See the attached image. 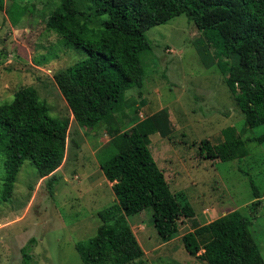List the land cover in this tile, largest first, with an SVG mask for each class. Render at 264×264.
Here are the masks:
<instances>
[{"label":"trees","instance_id":"obj_1","mask_svg":"<svg viewBox=\"0 0 264 264\" xmlns=\"http://www.w3.org/2000/svg\"><path fill=\"white\" fill-rule=\"evenodd\" d=\"M5 11L14 26L24 9L12 3ZM90 12L75 0H60L46 19V26L67 46L82 49L87 57L54 74V82L73 120L93 130L105 123L108 157L96 159L104 178L112 183L114 202L97 213L96 234L75 244L83 264H146L144 251L128 223L129 216L146 209L162 243L178 233L179 218L192 219L194 210L185 195L173 193L149 149L150 136H166L168 122L162 113L134 120L128 129L119 125L124 96L141 89L145 74L141 55L151 46L145 32L174 17L185 15L201 37L197 52L208 66L213 46L216 62L244 125L264 124V0H89ZM5 9V10H4ZM92 19L98 26L92 25ZM215 58V57H214ZM238 89L240 91H238ZM68 119L53 118L35 88L20 87L13 99L0 105V148L6 177L2 200L11 196L25 160L48 188L57 182L56 171L66 155ZM223 142L199 144L203 159L227 162L248 155L246 141L234 127L222 130ZM264 144V135L249 139ZM99 153V152H98ZM100 155V154H99ZM251 217L235 210L203 225L194 224L181 236L184 250L205 264H264L252 237V219L261 206V194L250 183ZM24 252V249H22Z\"/></svg>","mask_w":264,"mask_h":264},{"label":"rangeland","instance_id":"obj_2","mask_svg":"<svg viewBox=\"0 0 264 264\" xmlns=\"http://www.w3.org/2000/svg\"><path fill=\"white\" fill-rule=\"evenodd\" d=\"M59 1L5 0V9L14 2L25 11L14 26L5 11H0V105L11 101L18 88L30 86L53 118L68 119L65 160L56 171L58 180L51 191L48 179L39 178L25 160L11 196L3 201L6 172L0 148V264H83L75 244L96 234L101 224L97 213L115 199L112 183L104 178L96 159V155L108 157L110 151L105 123L93 130L76 124L54 82V74L87 57L82 49L65 45L46 26ZM75 3L89 14V0ZM92 25L98 26V22L92 19ZM145 37L151 51L141 55L143 87L126 92L124 111L116 117L126 130L134 120L165 115L167 134L151 135L149 149L170 190L185 195L194 217L179 218L177 236L162 243L149 209L129 216L144 261L205 264L184 250L181 236L194 224L209 223L235 210L250 218L251 182L260 191L261 206L250 230L264 259V144L248 141L264 135V124L244 125L217 66L216 49L210 46L213 61L207 66L195 44L201 34L185 15L149 28ZM227 127H234L246 141L248 155L227 162L203 159L200 142L206 139L221 144L222 130Z\"/></svg>","mask_w":264,"mask_h":264},{"label":"crops","instance_id":"obj_3","mask_svg":"<svg viewBox=\"0 0 264 264\" xmlns=\"http://www.w3.org/2000/svg\"><path fill=\"white\" fill-rule=\"evenodd\" d=\"M127 97V96H126ZM141 213V212H140ZM141 246V245H140Z\"/></svg>","mask_w":264,"mask_h":264}]
</instances>
